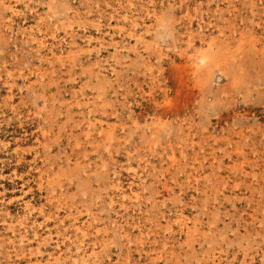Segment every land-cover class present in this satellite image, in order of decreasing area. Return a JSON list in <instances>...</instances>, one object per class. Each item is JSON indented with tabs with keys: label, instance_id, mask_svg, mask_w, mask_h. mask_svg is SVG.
I'll list each match as a JSON object with an SVG mask.
<instances>
[{
	"label": "rangeland",
	"instance_id": "obj_1",
	"mask_svg": "<svg viewBox=\"0 0 264 264\" xmlns=\"http://www.w3.org/2000/svg\"><path fill=\"white\" fill-rule=\"evenodd\" d=\"M0 264H264V0H0Z\"/></svg>",
	"mask_w": 264,
	"mask_h": 264
}]
</instances>
